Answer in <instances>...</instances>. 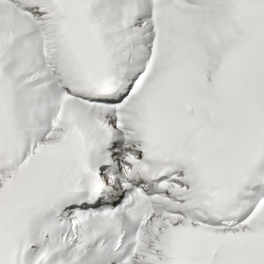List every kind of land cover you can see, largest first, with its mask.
I'll return each instance as SVG.
<instances>
[{"label": "snow or ice", "instance_id": "1", "mask_svg": "<svg viewBox=\"0 0 264 264\" xmlns=\"http://www.w3.org/2000/svg\"><path fill=\"white\" fill-rule=\"evenodd\" d=\"M0 264H264V0H0Z\"/></svg>", "mask_w": 264, "mask_h": 264}]
</instances>
